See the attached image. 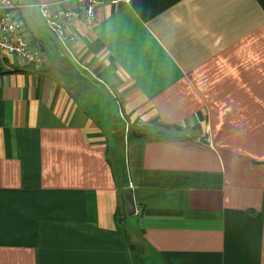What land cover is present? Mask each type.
<instances>
[{
  "label": "crops",
  "instance_id": "1",
  "mask_svg": "<svg viewBox=\"0 0 264 264\" xmlns=\"http://www.w3.org/2000/svg\"><path fill=\"white\" fill-rule=\"evenodd\" d=\"M73 25L57 56L36 24L39 69L0 51V264H264V0H102Z\"/></svg>",
  "mask_w": 264,
  "mask_h": 264
},
{
  "label": "built area",
  "instance_id": "2",
  "mask_svg": "<svg viewBox=\"0 0 264 264\" xmlns=\"http://www.w3.org/2000/svg\"><path fill=\"white\" fill-rule=\"evenodd\" d=\"M102 0H33L47 28L63 44L76 40L73 23H83L88 29L94 24L97 7ZM117 2L119 0H110ZM17 0H0V51L20 57L34 68H41L46 54L28 34Z\"/></svg>",
  "mask_w": 264,
  "mask_h": 264
},
{
  "label": "rangeland",
  "instance_id": "3",
  "mask_svg": "<svg viewBox=\"0 0 264 264\" xmlns=\"http://www.w3.org/2000/svg\"><path fill=\"white\" fill-rule=\"evenodd\" d=\"M27 1H29V0H27ZM22 13H23V16L26 20V26L28 25L30 27V29L28 26L26 28L28 34H32L33 32L35 34L34 29L36 30V24H37L38 35L40 36L41 40H43V43H44V46L46 48L47 53L51 54V55L52 54L57 55V56L64 55L61 53V51H58V49H56V47L53 45V35L48 30V28L46 27L44 22L41 19H37L40 16L39 11L37 9H35V12L33 13L34 14L33 15V14H31L30 10H28L27 8H23ZM24 65L26 66V64H24ZM100 88H101V85H100ZM106 113L111 114V115L115 114L117 121H119L118 120V110L112 102L107 104ZM137 219H138V217H136V220ZM135 223H138V222H135Z\"/></svg>",
  "mask_w": 264,
  "mask_h": 264
},
{
  "label": "trees",
  "instance_id": "4",
  "mask_svg": "<svg viewBox=\"0 0 264 264\" xmlns=\"http://www.w3.org/2000/svg\"><path fill=\"white\" fill-rule=\"evenodd\" d=\"M32 9H37L38 11H39V15H40V18H41V20L44 22V20L42 19V17H41V13H40V10L38 9V8H32ZM21 15H22V13H21ZM22 18H23V15H22ZM23 20H24V18H23ZM25 22V21H24ZM26 24V23H25ZM44 24L46 25V23L44 22ZM46 27H47V25H46ZM49 30V29H48ZM42 48V47H41ZM21 70H26V69H21ZM2 73V69L0 68V74ZM165 127L166 128H173L174 130H176V131H181L182 130V127H180L179 125H173V124H166L165 125ZM131 137H145V134H143V133H138L137 135H134V134H131L130 135ZM117 165H116V167L113 169V176H114V178H115V180H117V182H119V184H120V187H123V186H125V187H127L128 186V182L124 179V176L121 174V171H122V168H121V164L118 162V163H116ZM121 181V182H120ZM121 185H123V186H121ZM142 261L144 262V263H146L145 262V259H142ZM155 264H160V263H155Z\"/></svg>",
  "mask_w": 264,
  "mask_h": 264
},
{
  "label": "water",
  "instance_id": "5",
  "mask_svg": "<svg viewBox=\"0 0 264 264\" xmlns=\"http://www.w3.org/2000/svg\"><path fill=\"white\" fill-rule=\"evenodd\" d=\"M125 195V203H126V210L128 214H134L135 213V204L133 199V191L130 187L125 189L124 192Z\"/></svg>",
  "mask_w": 264,
  "mask_h": 264
}]
</instances>
